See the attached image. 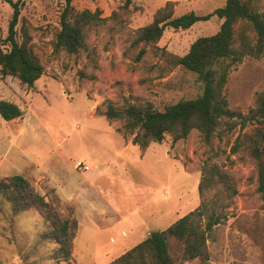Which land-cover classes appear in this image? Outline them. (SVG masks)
Segmentation results:
<instances>
[{
	"label": "rangeland",
	"instance_id": "1",
	"mask_svg": "<svg viewBox=\"0 0 264 264\" xmlns=\"http://www.w3.org/2000/svg\"><path fill=\"white\" fill-rule=\"evenodd\" d=\"M10 1L17 0H0L3 38L14 12ZM20 1L18 38L25 28L45 71L31 86L0 72V99L23 111L8 121L0 115V180L29 177L76 225L68 233L71 257L59 259L51 221L0 197V264H109L151 231L197 208L204 213L197 222L201 232L212 213L223 219L205 233L204 257H187L183 264H264V196L257 189L256 160L243 148L232 150L239 126L211 144L193 130L184 139L165 135L142 149L123 120L104 115L108 104L164 110L199 95L202 80L174 65L171 55L187 53L223 20L214 15L188 29L168 27L157 42L137 41V30L169 1L179 16L212 13L225 0H132L127 8L123 0H72L76 11L100 10L106 17L88 31L86 49L77 54L55 48L65 0ZM243 1L264 11V0ZM263 89L264 56L230 66L226 92L232 110L247 113ZM78 160L90 169H76ZM182 241H170L172 255L181 260Z\"/></svg>",
	"mask_w": 264,
	"mask_h": 264
},
{
	"label": "trees",
	"instance_id": "2",
	"mask_svg": "<svg viewBox=\"0 0 264 264\" xmlns=\"http://www.w3.org/2000/svg\"><path fill=\"white\" fill-rule=\"evenodd\" d=\"M10 2L14 12L6 38L2 37L0 29V72L2 76H14L31 86L42 76L45 66L34 51L32 37L25 28L22 29L21 40L18 38L16 25L21 1ZM71 2L65 0L55 48L77 54L86 49L88 31L103 24L106 17L102 16L100 10L76 11ZM123 2L127 8L132 0ZM214 15L223 20L216 33L198 37L184 55H171L174 65L184 67L202 80L203 89L199 95L179 100L164 110H156L150 104L141 106L129 103L123 108L108 104L104 115L108 119L123 120L125 129L133 135V143L142 149L151 141L161 142L165 135L172 136L174 141L184 139L193 130L199 131L206 144H211L226 131L239 126L242 132L236 137L232 150L243 148L256 160L257 189L264 196V89L257 94L255 106L247 113L232 110L226 92L232 64L241 62L246 56H264V11L256 10L249 1L225 0L223 6L209 14L199 15L191 11L175 16L173 3L169 1L156 11L151 23L137 30V41L157 42L168 27L188 29ZM22 114L19 105L0 99L3 119L13 120ZM212 180L213 175L208 181ZM205 184L200 183L199 192H202ZM229 187L232 185L229 184ZM0 197L10 201L15 209H34L44 214L51 221L50 236L58 244L57 258L70 259L68 233L76 223L60 215L29 177L14 174L1 179ZM203 215L201 209L197 208L172 226L151 231L144 240L109 264H183L187 257L202 256L200 247L205 244V233L223 219L219 214L212 213L201 232L197 222L202 220ZM172 239L185 243L184 259L172 255Z\"/></svg>",
	"mask_w": 264,
	"mask_h": 264
},
{
	"label": "built area",
	"instance_id": "3",
	"mask_svg": "<svg viewBox=\"0 0 264 264\" xmlns=\"http://www.w3.org/2000/svg\"><path fill=\"white\" fill-rule=\"evenodd\" d=\"M75 168H76V169H79V170H81V171H87V170L90 169L89 166L86 165L82 160H78V161H76V163H75Z\"/></svg>",
	"mask_w": 264,
	"mask_h": 264
}]
</instances>
